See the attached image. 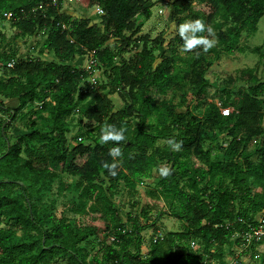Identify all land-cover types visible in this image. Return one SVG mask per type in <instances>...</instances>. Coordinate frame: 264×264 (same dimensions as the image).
<instances>
[{"label":"trees","instance_id":"16d2710c","mask_svg":"<svg viewBox=\"0 0 264 264\" xmlns=\"http://www.w3.org/2000/svg\"><path fill=\"white\" fill-rule=\"evenodd\" d=\"M84 1L87 7L102 10L101 15H95L99 23L61 12L60 0L55 4L53 0H0V15L10 17L13 42L40 34L42 47L55 60L19 59L17 51L0 54V226L8 227L0 230V264H52L58 260L67 264H206L202 260L221 258L220 249L228 243L227 247L234 248L237 243L241 248L239 235L259 227L260 216L264 219V80H259L253 69L228 79L227 83L237 80L243 86L236 94L226 88L216 93L222 100L219 108L209 109L206 119L210 128L188 110L179 111L181 104L157 101L156 96L165 97L188 80L194 89L192 97L204 100L210 87L205 73L222 54L244 52L237 43L243 32L247 36L257 32L264 17V0H196L209 9L207 15L193 13L190 0H172L167 5L171 20L178 28L186 21H199L203 27L195 35L210 46L186 49L179 32L169 43L170 55H161L155 66L153 48L162 42L160 37L150 40L139 35L152 17V3ZM211 31L216 44L211 43ZM109 40L117 42L115 51L105 46ZM6 43L0 29V46ZM177 46L189 50L185 57L176 52ZM253 51L259 53L260 47ZM130 52H136L134 57L124 58ZM86 53L95 61V68L85 70L69 64ZM104 66L109 69L104 71L107 83L97 89L88 79ZM112 95L122 101V110L113 111ZM8 99L18 100L15 109L5 106L3 100ZM34 104L39 107L29 112L28 134L9 145L5 136L9 122ZM224 108H229L227 116L220 112ZM73 113L94 127L79 130L75 142L68 143V121ZM155 114V123L146 129ZM110 126L122 131L123 139L103 141ZM222 135L227 146L217 145L221 157L212 160L210 149ZM260 136L258 147L247 151L248 144L257 143L255 138ZM205 140L212 143L207 149L202 146ZM160 141L166 144L158 146ZM169 141L180 147L174 148ZM116 147L120 155L113 156L110 150ZM253 154L257 162L250 160ZM191 155L200 160L199 167L190 162ZM159 164L169 166L158 183L160 191L146 194L153 200L172 201L170 216L184 224L185 230L166 236L155 232L144 255L140 233L147 225L139 219L147 220L148 211L141 209L138 215L139 202H133L135 211L127 215L128 230L112 198L119 183L134 192L160 170ZM48 174L76 178L78 200L89 203L49 231L44 229L41 211L32 203L37 183ZM183 180L187 190L180 188ZM171 237H178L185 246L174 250ZM91 238L101 251L90 256L80 246ZM215 242L218 249L212 251ZM189 244L198 246L200 254ZM262 244L264 239L251 246L256 251Z\"/></svg>","mask_w":264,"mask_h":264},{"label":"rangeland","instance_id":"374dc122","mask_svg":"<svg viewBox=\"0 0 264 264\" xmlns=\"http://www.w3.org/2000/svg\"><path fill=\"white\" fill-rule=\"evenodd\" d=\"M58 0H53V4H55ZM61 1V12H64L70 15L74 19H89L92 24L99 23L98 17H96L97 7L89 8L86 6V2L84 0H60ZM149 3H152L153 7L151 9L152 17L146 23H144L141 32L139 35H147L150 40H153L157 37H160L161 43L154 47V55L157 57V61L154 63V66L160 61L161 55H170L169 43L175 39L177 33L180 32V27L178 28L174 21L171 20V9L167 7L172 0H147ZM191 1V9L193 13H200L201 15H207L209 13V9L203 5H199L196 0ZM184 24H191L190 21H186ZM182 24V25H184ZM0 29L1 32L4 33L7 37V43L5 46H0V54L3 52L9 51H17L16 57L19 59L25 57H40L41 61L48 63L55 61L53 60V56L49 51H45L44 46L42 47V43L44 39L40 34L31 36L26 40H17V42H13L12 37L14 34V30L10 25V17L9 15H0ZM190 33V31H189ZM188 33V34H189ZM214 32L211 31V43L216 44ZM134 39V38H133ZM117 42L114 40H109L106 42L105 46L111 47L114 49ZM152 44H148V47H151ZM237 47L245 48L244 52L241 54L234 53L233 55H221L219 60L207 70L205 73V78L209 80L210 87L207 89L206 96L204 100L197 99L192 97L194 92L193 86L190 82L184 81L180 84H177L178 88H173L172 92L167 94L165 97H157V101L165 100L171 101L173 105L181 104L180 110L185 112L186 110L189 113L197 116L201 122L204 123L205 127L210 128L211 124L206 119L209 115L210 108H219L220 102L222 100L221 97H216L217 92H221L222 90L229 89L233 94H236L243 85L239 83V81H235L227 83L228 79H236L238 77L239 72L247 69H256L255 76L259 80H263L264 78V17L259 20L257 26V32L254 35H248L243 32L241 34V38L237 43ZM260 47L259 53L254 52L255 48ZM141 49V44L137 46V51ZM116 49H114L115 51ZM205 48H202L201 52L205 53ZM189 51V50H188ZM186 49H183L180 46L176 47V52L181 56H186ZM136 52H130L128 54H124V58L129 59L134 57ZM39 55V56H37ZM206 57L210 58L211 53H206ZM89 57V58H88ZM91 55L86 53L83 58H75L72 63L74 66L82 67L85 70H88L90 67L95 68V66H91L89 63V59ZM117 63V61H116ZM181 68L185 69V65H180ZM109 70L108 68L99 67L94 70L92 76L88 79L90 84L94 85V87H101V85H105L107 83L106 78L104 76V71ZM1 78V72H0ZM186 93V97L183 98L182 95ZM92 96V94L90 95ZM191 98V99H190ZM1 99V98H0ZM109 99L112 101L114 112L117 110H122L124 105L122 101L116 95L109 96ZM5 106L10 109H15V102L11 101H3ZM38 104H34L32 107L26 108L23 112L19 113L17 118L14 121L9 122V128L5 133L7 140L10 142L9 145H13L16 139L19 136L28 134L27 127L29 125V112L36 108H38ZM158 115H152L147 122L148 126L146 129L150 128V124L153 125ZM3 119H7V117H3ZM133 125H137V121L135 119L130 120ZM70 127V133L67 135L68 143L75 142L76 137L78 135V131L82 130L85 127L92 128L94 124L91 122H87L84 119H80L78 114L73 113L70 120L68 121ZM263 137H257L255 140L257 143L251 141L248 144L247 151L253 152L255 148L258 147L260 141ZM225 137L222 135L218 138V143H210L205 140L202 143L204 149H207L208 145L212 144L210 149L211 159L216 160L220 159L221 153L218 150V146L225 147L227 146ZM166 143L164 141H160L157 143L158 146H164ZM22 157L25 155L23 152L20 153ZM190 162L195 164L196 166H200V160L194 157L193 155L189 158ZM252 162H257V156L253 154L250 158ZM237 162L242 163L241 159H238ZM160 170H155L153 173V177L149 180H143L140 185L135 187V191L131 192L124 187L122 183H119L115 189L114 197L112 201L114 203V207L119 212L121 220L126 222L127 229L131 230V223L128 222L127 215L130 212H134V209H131V204L134 202H139V206L137 207V214L139 215L140 210L144 209L148 211L149 217L146 219H139L141 224L147 225L146 229L142 230L140 233L141 242H142V253L144 255L148 252L150 242L152 240V234L155 232L160 233V236H166L167 234L172 233H181L185 230L184 224L179 222L178 220L172 218L170 216L172 201L161 198L159 200H153L147 196V191L155 192L160 191V186L158 185L160 179L164 175V171H166L169 166L165 164H159ZM45 179L42 181L41 179L37 183L38 192L32 199V203L36 206L37 210L41 211L43 219H44V229L49 231L52 228H55L57 224L63 219H70L76 216V209L80 207L82 204L89 205V203L85 201H79L78 196L80 193V189L75 188V183L77 182L76 178L67 177V176H58L57 174H48L45 175ZM187 181L183 180L180 182V188L182 190H187L186 188ZM106 186V185H105ZM16 191V190H15ZM132 193L133 195L130 196ZM153 222L154 225H151ZM8 227L0 226V230H7ZM20 234V233H19ZM171 241H173L174 250L180 251L185 244L180 241L178 237H171ZM230 244H226L222 246L221 258H213V259H205L202 260L203 263L206 264H264V248L257 247L256 251L252 246H248L245 249V253L242 254L240 247L236 245L234 248L227 247ZM88 255H93L99 253L101 251L100 246L93 240L90 239L88 244H83L80 246ZM189 247L195 254H200L201 250H199L198 246L189 244ZM221 248V247H220ZM212 251H217L218 243L215 242L211 247ZM89 256V257H90ZM88 257V258H89ZM241 261V262H239ZM52 264H67L64 260H58L53 262Z\"/></svg>","mask_w":264,"mask_h":264},{"label":"clouds","instance_id":"9594fccd","mask_svg":"<svg viewBox=\"0 0 264 264\" xmlns=\"http://www.w3.org/2000/svg\"><path fill=\"white\" fill-rule=\"evenodd\" d=\"M203 26L200 24L199 21H196L194 24H184L181 25L180 27V35L184 38L185 44L184 47L186 49H191L193 47H195L198 44H205L210 46L209 41H207L206 39H204L203 37H197L195 35V32L202 28ZM189 31H191V35H188ZM224 109H228L229 108H224ZM222 110L221 109V114H222ZM229 114V113H228ZM223 115V114H222ZM223 116H227V115H223ZM103 141H107L109 139H113V140H121L123 139V132L122 131H116L114 128H111V126L109 127V130L102 136L101 138ZM169 144L172 145L174 148H179L180 145L178 143H175L174 141H169ZM110 154L113 156H117L120 155V151L119 148H113L110 150Z\"/></svg>","mask_w":264,"mask_h":264},{"label":"built area","instance_id":"2783aa9c","mask_svg":"<svg viewBox=\"0 0 264 264\" xmlns=\"http://www.w3.org/2000/svg\"><path fill=\"white\" fill-rule=\"evenodd\" d=\"M97 13L96 15H101L102 14V10L97 7ZM90 65L95 66V61L93 59L89 60ZM9 66H11V64H9ZM229 110L228 109H223L222 110V114L223 115H228ZM258 223H259V227L254 228V229H250L249 232H247L245 235H239L240 241H241V252L245 251V249H247L248 246L253 245V243H259L264 239V219L262 216H260L257 219ZM258 247H264V244L259 245Z\"/></svg>","mask_w":264,"mask_h":264},{"label":"crops","instance_id":"0c3cea01","mask_svg":"<svg viewBox=\"0 0 264 264\" xmlns=\"http://www.w3.org/2000/svg\"><path fill=\"white\" fill-rule=\"evenodd\" d=\"M70 65H72V63H69ZM256 74V69L254 70V75ZM264 74V73H263ZM264 80V78H263ZM3 101H7V100H3ZM8 101H11V102H15V107L18 105V100L16 99H8ZM14 107V108H15ZM264 248V247H263Z\"/></svg>","mask_w":264,"mask_h":264}]
</instances>
